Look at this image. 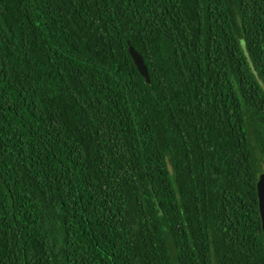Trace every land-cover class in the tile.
I'll use <instances>...</instances> for the list:
<instances>
[{"label":"trees","instance_id":"trees-1","mask_svg":"<svg viewBox=\"0 0 264 264\" xmlns=\"http://www.w3.org/2000/svg\"><path fill=\"white\" fill-rule=\"evenodd\" d=\"M261 172L264 0H0V264H264Z\"/></svg>","mask_w":264,"mask_h":264},{"label":"water","instance_id":"water-1","mask_svg":"<svg viewBox=\"0 0 264 264\" xmlns=\"http://www.w3.org/2000/svg\"><path fill=\"white\" fill-rule=\"evenodd\" d=\"M127 53L137 70L138 74L144 79L145 83H149V77L147 69L142 61L141 55L136 52L131 46L127 47ZM256 200H257V212L260 222L261 239L264 253V172H261L255 184Z\"/></svg>","mask_w":264,"mask_h":264}]
</instances>
